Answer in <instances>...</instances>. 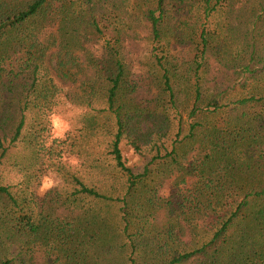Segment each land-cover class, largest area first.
<instances>
[{
	"label": "trees",
	"instance_id": "1",
	"mask_svg": "<svg viewBox=\"0 0 264 264\" xmlns=\"http://www.w3.org/2000/svg\"><path fill=\"white\" fill-rule=\"evenodd\" d=\"M262 18L264 0H0V164L28 151L0 184V264H264ZM59 101L79 165L60 149L40 200Z\"/></svg>",
	"mask_w": 264,
	"mask_h": 264
},
{
	"label": "rangeland",
	"instance_id": "2",
	"mask_svg": "<svg viewBox=\"0 0 264 264\" xmlns=\"http://www.w3.org/2000/svg\"><path fill=\"white\" fill-rule=\"evenodd\" d=\"M262 22H258L254 28H250L249 31L252 36H254L255 39V46L254 48L260 52L259 57L262 58V55H264V21L263 18L261 19ZM263 34L262 37L258 38L257 36L260 34ZM95 48H98V46H95ZM258 58V57H257ZM259 59V58H258ZM137 62V60H136ZM58 85L60 87V77L58 78ZM77 77H72L68 79H64L61 82L62 90H72L73 87H75L76 84H71V80H77ZM78 86V85H77ZM76 86V87H77ZM244 95L242 90H239L236 88L235 90L231 91L230 97L237 98L239 96ZM66 106L60 107V101L58 102L57 106L53 108V114L49 117V133L45 136V146L46 147H52L54 149L55 154L59 153V159L57 156H53L51 158V161L54 162L55 168H48L47 170H44L43 174L40 175V181L39 184L35 188V195L41 200L44 198L46 193L56 186L60 185V175L56 172L60 170V149H62V160L64 162H67L66 165L70 166L71 168H75L79 165L76 156L70 154L69 148H66L64 146H60V140H63L65 137V134L68 131L73 130L75 121V113L73 111H69L70 104L66 103L64 104ZM189 108V105L186 106V109H182V118L186 119L187 116V109ZM67 109V110H65ZM220 115L214 116L211 118V121H219ZM72 142V141H70ZM28 151H24L23 148L19 147L17 149L12 148L10 149L9 153L7 154L6 158L1 162L0 164V184L2 185H15L18 182V178L22 175L18 173L17 168H15V165H20L19 163L22 162L24 159V156H27ZM125 155L129 157V152H125ZM27 158V157H26ZM48 161V160H47ZM4 249L0 247V256L3 254ZM5 253V252H4Z\"/></svg>",
	"mask_w": 264,
	"mask_h": 264
}]
</instances>
